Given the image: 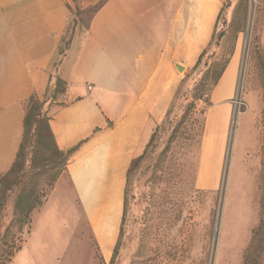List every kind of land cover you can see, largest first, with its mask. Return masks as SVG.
I'll return each mask as SVG.
<instances>
[{
	"label": "crops",
	"instance_id": "crops-1",
	"mask_svg": "<svg viewBox=\"0 0 264 264\" xmlns=\"http://www.w3.org/2000/svg\"><path fill=\"white\" fill-rule=\"evenodd\" d=\"M223 2L0 0V175L18 153L28 99L43 100L57 78L66 86L47 105V116L56 147L73 153L60 193L34 218L31 251L59 247L62 235L83 220L100 262L112 259L127 171L211 42ZM262 29L264 45V23ZM226 67L210 94L204 134L215 129L216 161L232 116L239 56ZM217 167H203L202 176L214 178Z\"/></svg>",
	"mask_w": 264,
	"mask_h": 264
},
{
	"label": "rangeland",
	"instance_id": "rangeland-1",
	"mask_svg": "<svg viewBox=\"0 0 264 264\" xmlns=\"http://www.w3.org/2000/svg\"><path fill=\"white\" fill-rule=\"evenodd\" d=\"M222 6L205 56L198 68L185 74L150 148L130 167L121 237L108 264H243L264 197V0H229ZM80 14H75L77 19ZM235 54L238 87L222 160L216 161L215 129L208 127L204 136L210 94L221 66ZM53 93L49 88L38 100L45 102L42 112ZM30 157L31 152L26 162ZM215 166L214 178L202 176L203 167L211 171ZM37 173L5 193L0 264H102L83 220L62 235L53 250L31 251L32 243L26 246L34 218L60 193L63 175ZM30 188L42 204L28 223L15 224L16 198ZM257 262L264 264V239Z\"/></svg>",
	"mask_w": 264,
	"mask_h": 264
},
{
	"label": "trees",
	"instance_id": "trees-1",
	"mask_svg": "<svg viewBox=\"0 0 264 264\" xmlns=\"http://www.w3.org/2000/svg\"><path fill=\"white\" fill-rule=\"evenodd\" d=\"M226 1H229V0H224V2ZM221 12H222V9L216 19V25H215V28L212 34V40L214 38L213 35L215 33V30L218 26V18ZM220 36L221 35H219V37ZM211 42L208 44V47L211 44ZM206 49H204L202 53L200 54V56L198 57L196 63L193 66V69L198 68L199 63L201 62V60L206 54L205 52ZM228 63H229V60L226 61L223 64V66H221L220 71L218 72L217 76L215 77L213 81L215 82L214 83L215 86H217L218 81L223 75V72L225 71V69L227 68L226 66ZM53 89H54V93H53L54 97H52L48 101L51 103L65 92L66 90L65 82L57 78L55 80ZM26 103L27 105L25 108L24 124H23V138L19 145L18 153L16 155V158L14 160V163L11 169L7 173L0 175V212L5 204V200H6L5 193L7 190H10L12 186L17 185L21 180L26 179L27 175H30V173L35 172V171L38 172L37 173L38 175H41L42 173L44 174L48 170L54 171L56 175H60V173L65 171L67 164H68V160L73 153V150L63 152L60 149H58V147H56L53 133L51 132L50 127H49L50 117L47 116V109L44 112H42V108L45 102H39L36 97L31 96ZM156 131H157V128L155 132L152 134L145 151L139 157L135 159L136 162L140 161V159H142L147 149L150 148V145H151L150 143L153 141ZM29 148H31V150ZM30 152H31V157L29 161L26 162V157L28 156ZM27 164H29V166H27ZM130 171L131 169L129 168V170L127 171V175L130 173ZM262 172L264 176V167H263ZM128 178H129V175L127 177L126 186L124 190L125 197H124V203H123L124 211H123V216H122V225L124 223L123 220H124L125 209H126V206H125L126 194H127L126 187L128 183ZM31 179L32 177H30V180ZM260 202H261V216H260L261 220L258 224V227L254 230L251 243L247 247L248 249L246 250V253L242 261L243 264H258L257 260L259 259V253L262 251V243L264 239V197L261 198ZM41 204L42 203L38 201L35 190L33 188H30L27 191L21 192L20 195L16 198L15 204L13 206L14 217H15L14 223L15 224H25L26 222L28 223L31 213L36 208L40 207ZM122 225H121L119 236L122 231ZM117 245H118V242L113 250L114 251L113 256L116 254Z\"/></svg>",
	"mask_w": 264,
	"mask_h": 264
},
{
	"label": "water",
	"instance_id": "water-1",
	"mask_svg": "<svg viewBox=\"0 0 264 264\" xmlns=\"http://www.w3.org/2000/svg\"><path fill=\"white\" fill-rule=\"evenodd\" d=\"M174 68H176L177 72H182L184 68L180 64H174Z\"/></svg>",
	"mask_w": 264,
	"mask_h": 264
},
{
	"label": "bare ground",
	"instance_id": "bare-ground-1",
	"mask_svg": "<svg viewBox=\"0 0 264 264\" xmlns=\"http://www.w3.org/2000/svg\"><path fill=\"white\" fill-rule=\"evenodd\" d=\"M244 37H245V36H244ZM247 39H248V38H247ZM247 39H246V40H247Z\"/></svg>",
	"mask_w": 264,
	"mask_h": 264
},
{
	"label": "built area",
	"instance_id": "built-area-1",
	"mask_svg": "<svg viewBox=\"0 0 264 264\" xmlns=\"http://www.w3.org/2000/svg\"><path fill=\"white\" fill-rule=\"evenodd\" d=\"M240 105H241V104H240ZM240 105H239V106H240Z\"/></svg>",
	"mask_w": 264,
	"mask_h": 264
}]
</instances>
